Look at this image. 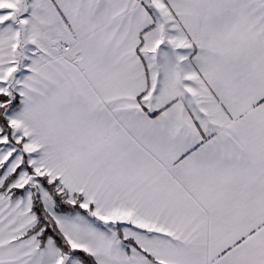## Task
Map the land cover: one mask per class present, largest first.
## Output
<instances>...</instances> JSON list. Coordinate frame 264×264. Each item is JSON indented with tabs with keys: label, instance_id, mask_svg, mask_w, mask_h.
Here are the masks:
<instances>
[{
	"label": "snow or ice",
	"instance_id": "6c2138e0",
	"mask_svg": "<svg viewBox=\"0 0 264 264\" xmlns=\"http://www.w3.org/2000/svg\"><path fill=\"white\" fill-rule=\"evenodd\" d=\"M0 264H264V0H0Z\"/></svg>",
	"mask_w": 264,
	"mask_h": 264
}]
</instances>
